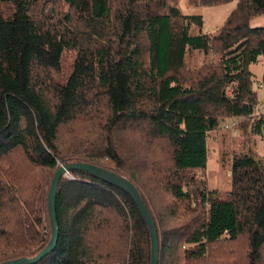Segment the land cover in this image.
<instances>
[{
  "label": "trees",
  "instance_id": "16d2710c",
  "mask_svg": "<svg viewBox=\"0 0 264 264\" xmlns=\"http://www.w3.org/2000/svg\"><path fill=\"white\" fill-rule=\"evenodd\" d=\"M232 1L210 36L176 0H0V263L46 247L50 182L58 166L79 162L136 187L155 223L157 264H230L209 260V246L242 236L247 264L261 261L264 163L234 157L226 195L192 173L206 167L219 115L246 117L257 105L248 67L264 61V26L250 20L264 0L201 4ZM212 47L218 62L183 76L186 51ZM68 175L55 195L56 247L33 264H150L148 228L129 195L81 171ZM151 194L179 224L159 231ZM180 203L187 216L176 215Z\"/></svg>",
  "mask_w": 264,
  "mask_h": 264
},
{
  "label": "rangeland",
  "instance_id": "374dc122",
  "mask_svg": "<svg viewBox=\"0 0 264 264\" xmlns=\"http://www.w3.org/2000/svg\"><path fill=\"white\" fill-rule=\"evenodd\" d=\"M176 3L178 4L181 15H200L203 18V27L200 31L210 36L217 33V30L227 20L228 14L237 4L236 1H232L228 2V4L204 6L201 4V0H176ZM46 9V12L49 13L51 11L50 5H47ZM250 26H264V12L251 19ZM193 33H197V29H194ZM73 56L74 54L72 52L69 55H64L61 61L62 72H69ZM219 57L220 53L214 47L207 53L201 50H187L183 59L186 71L183 72V76H186L187 72L201 75V72H204L208 66L217 63ZM248 69L252 75L251 89L255 92V103L263 102L264 87L262 77L264 61L261 57H258L257 62L250 65ZM192 76L195 77L196 75ZM260 118L263 119L260 127L261 134H256L254 132L255 124ZM218 119L217 127L209 132L206 139V148L208 149L206 167L203 170H194L192 173L198 182L205 183L208 190H215L220 192V195H226L231 188L230 171L234 157L249 154L264 163V114L260 117L246 115V117L238 118L219 115ZM231 124H233L232 127H225ZM126 143L129 144L128 142ZM145 147L141 142V149L140 147L139 149L145 152ZM105 164L108 165L107 163ZM190 188L192 189L194 187L190 186ZM152 197L151 194L150 202H152V208L155 209L156 214L158 213L161 216V218L156 217L159 231L162 228L173 227L174 224L175 226L179 224L177 217L172 218V208L163 205L167 201L164 199L160 207V199L156 196ZM182 204L180 203L176 206V215L185 214L184 216H187L188 211H185ZM184 219L181 218L180 220ZM208 251L207 258L214 262L225 261L230 264H247V253L249 251L247 237L242 236L238 240H235V242L222 240L218 244L209 246ZM258 264H264V248L262 250L261 261Z\"/></svg>",
  "mask_w": 264,
  "mask_h": 264
},
{
  "label": "water",
  "instance_id": "95a60500",
  "mask_svg": "<svg viewBox=\"0 0 264 264\" xmlns=\"http://www.w3.org/2000/svg\"><path fill=\"white\" fill-rule=\"evenodd\" d=\"M81 171L86 174H89L93 178L103 181L115 188H119L124 193L129 195L131 200H133L136 208L138 209L144 223L146 224L149 232V238H151V258L150 264L158 263V238L156 234V227L153 219L148 211L145 208V205L142 201L141 195H139L136 187L128 180L123 178L118 173L108 170L104 167H98L90 163H73V164H64L58 166V170L54 174L50 188L47 192V212L49 215V225L51 226V236L48 240L46 247L35 255L32 259L19 258L18 260L6 261L0 264H33L39 260L47 257V254L51 253L57 244L58 230L56 226V212H55V200L56 192L59 186V180L61 177H67V175L73 171Z\"/></svg>",
  "mask_w": 264,
  "mask_h": 264
},
{
  "label": "built area",
  "instance_id": "2783aa9c",
  "mask_svg": "<svg viewBox=\"0 0 264 264\" xmlns=\"http://www.w3.org/2000/svg\"><path fill=\"white\" fill-rule=\"evenodd\" d=\"M227 96H231L232 94V90L231 89H227ZM264 114V101L257 103L256 107L254 108L253 113L251 114V116H255V117H260L261 115ZM233 124H231L230 126H225L226 128L232 127ZM69 175H67L68 178Z\"/></svg>",
  "mask_w": 264,
  "mask_h": 264
}]
</instances>
